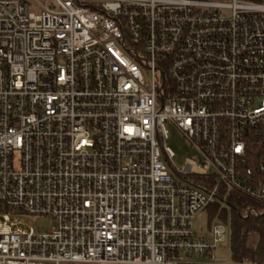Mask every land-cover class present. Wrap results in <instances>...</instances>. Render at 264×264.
I'll return each mask as SVG.
<instances>
[{"label":"built area","instance_id":"2783aa9c","mask_svg":"<svg viewBox=\"0 0 264 264\" xmlns=\"http://www.w3.org/2000/svg\"><path fill=\"white\" fill-rule=\"evenodd\" d=\"M233 194L264 217V4L0 0V264H207Z\"/></svg>","mask_w":264,"mask_h":264},{"label":"trees","instance_id":"16d2710c","mask_svg":"<svg viewBox=\"0 0 264 264\" xmlns=\"http://www.w3.org/2000/svg\"><path fill=\"white\" fill-rule=\"evenodd\" d=\"M230 211L221 203L211 204L207 210L209 217L225 222L230 217L231 251L233 264H264V217L249 216L243 218V211L253 204L248 197L233 194L229 201Z\"/></svg>","mask_w":264,"mask_h":264},{"label":"rangeland","instance_id":"374dc122","mask_svg":"<svg viewBox=\"0 0 264 264\" xmlns=\"http://www.w3.org/2000/svg\"><path fill=\"white\" fill-rule=\"evenodd\" d=\"M251 2H257L264 4V0H247ZM168 129L169 136L166 140V145L169 146L174 151L173 163L176 166H181L185 163L186 159L191 157L195 152L190 148V144L185 140L182 133L171 123L166 124ZM223 206V205H222ZM226 207V206H224ZM228 208V207H226ZM230 211V208H228ZM29 222L35 225V228L38 231H48L55 220L48 216H31L28 219ZM224 224L227 228V234L224 241H221L217 244L213 251L212 256L208 257H193L195 260L203 261L207 264L216 263V262H227L233 264L232 260V251H231V230H230V217L228 221L225 222L219 218V216L210 218L209 211L203 210L200 211L193 220L194 229L199 236L208 238L209 241L213 240L212 228L216 224Z\"/></svg>","mask_w":264,"mask_h":264}]
</instances>
